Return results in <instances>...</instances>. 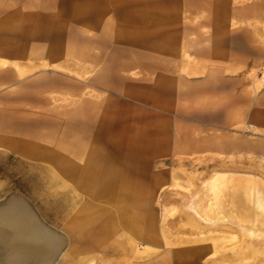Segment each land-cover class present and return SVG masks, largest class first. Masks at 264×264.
I'll list each match as a JSON object with an SVG mask.
<instances>
[{"label":"rangeland","instance_id":"1","mask_svg":"<svg viewBox=\"0 0 264 264\" xmlns=\"http://www.w3.org/2000/svg\"><path fill=\"white\" fill-rule=\"evenodd\" d=\"M29 1L17 0V22L27 16L32 36L44 32L37 50L49 52L48 64L39 66L48 72V91L33 106L28 99H17L16 107L0 99L1 117H14L9 113L16 108L28 115V106L47 109L43 120L48 111L57 116L40 125V137L25 138L23 119L28 118L17 113V137L0 139V264H264V244L252 254L245 243L252 255L237 254L238 229L216 226L211 219L184 225L188 199L181 201L206 173L264 183V158L222 154L217 148L167 153L170 140L151 135L164 109L152 103L154 81L163 77L152 73L154 57L173 52L184 70L198 66L195 55L211 44L233 50L249 45V37L256 39L258 52L264 51V0ZM23 30L17 26V42L26 39ZM186 53L190 56L181 60ZM139 62L145 69L136 70ZM127 63L134 68L127 69ZM247 72L256 83L264 81V67ZM196 74L194 69L186 75ZM106 119L134 124L142 133H111ZM135 134L143 137H131ZM111 182L119 185L113 192L128 193L122 206L129 221L154 247L144 237L128 253L114 236L104 244L74 234L80 228L75 210L98 204L99 191L109 190ZM106 208L109 212L92 219L95 231L109 228L103 221L118 210ZM15 220L43 224L52 235L42 245L30 234L26 241L24 231L13 233Z\"/></svg>","mask_w":264,"mask_h":264},{"label":"crops","instance_id":"2","mask_svg":"<svg viewBox=\"0 0 264 264\" xmlns=\"http://www.w3.org/2000/svg\"><path fill=\"white\" fill-rule=\"evenodd\" d=\"M29 2L33 3V0ZM26 20H28L27 16L20 23L17 22V0H0V99L12 100L6 106L16 107V100L19 98L28 99L31 101L29 105L33 106V101L38 104V101L43 98L42 92L48 91V72L44 67L39 68V66L48 64L49 52L43 49L37 50L39 45L37 40L43 36L44 32L36 30L34 33L37 36H32L33 26ZM19 25L26 27V30L22 31L26 39L17 42L16 34ZM22 32H20L21 36ZM34 38H36V45H34ZM17 44L21 47L19 53L15 51ZM40 48H43L42 43ZM257 49V42L253 37L252 39L249 37V45H242L233 50H229L225 45L211 44L208 51L195 55L194 58L199 62L198 66L187 68L183 65L187 73L197 70L196 76H187V73L183 72L181 61L177 60L176 54L171 56L173 52H169L168 57L162 54L154 57L152 73L163 77L154 81L155 95L152 103L164 109H160L162 114L156 119L157 121H154L158 123V127L154 129L155 125L152 124L151 135L153 138L170 140L167 153L176 149H183V152L188 153L194 150L203 152L217 148L222 154H248L264 158V81L256 83L247 72L257 70L258 66L264 67V51L258 52ZM186 54L184 58L180 55V59L187 60L190 55ZM121 64L123 66V63ZM126 65L127 69L134 68L128 63ZM135 68L136 70L145 69L140 62ZM27 70L28 73L22 76L21 73ZM123 72L121 70L119 74ZM2 113L4 112L0 111V139L16 138L19 123L16 116L4 118L1 117ZM41 121L46 120L35 117L24 119L23 122L30 126L25 127L27 133L25 138L40 137L36 133L40 132ZM106 124L107 128L110 127L111 133L126 131L142 133L141 130H143L135 128L134 124H125L122 120L106 119ZM197 131L199 134H196ZM114 137L123 138L129 135L115 134ZM131 137L142 138L143 136L135 134ZM119 194L124 196L125 201L128 195L121 192ZM98 200L99 203L96 205L91 204L83 209L75 210L76 223L80 228L78 227L74 234L80 238H87L89 242L94 240L104 244L113 242L112 236H114L123 246H126L129 253L127 237L123 236V232L127 229L113 225L115 221L130 222L129 213L124 208L120 212L117 210L115 214L112 213L106 221H103V224L109 228H100L95 231L93 226L95 220L92 221L96 219L94 215L106 214L109 212L106 206L110 205L99 198ZM87 208H91V211L85 212ZM13 224L11 229L15 235L24 231L25 240H28L30 234L33 243L37 245H42L52 235L49 228L36 222L25 221L17 224L15 220ZM134 232L143 238L144 233L137 227L134 228ZM71 252L74 254L75 249Z\"/></svg>","mask_w":264,"mask_h":264},{"label":"bare ground","instance_id":"3","mask_svg":"<svg viewBox=\"0 0 264 264\" xmlns=\"http://www.w3.org/2000/svg\"><path fill=\"white\" fill-rule=\"evenodd\" d=\"M15 51H18L17 47ZM45 110H35L32 109V107L28 106L29 116L26 115L27 111L25 109L18 110L17 108L13 110V112L15 113L13 115L16 116V114L18 113L23 117H35L42 119V117H44L42 116V113H45ZM7 112H9V110H7ZM46 114V119H56L55 115L57 116V112L48 111ZM48 120H46V123L48 122ZM41 122L43 123V121ZM69 125L70 124H68V126ZM104 125L107 126L106 123H104ZM196 183V186L193 187L194 191L190 195H184V198H182L183 200H181L185 202L188 199V201H186L188 203H186L185 206L188 209L187 211L189 212H187V214L183 212L185 214L183 220L184 225L195 227L199 226L201 224V221L211 219L212 221H216L214 222L216 226H219L220 224L224 227L238 229L239 232L237 233L242 237H239L241 238L239 240H242V243L240 244L239 241V245L236 249L237 254L242 255V253H246L247 255H252L254 252L259 251L260 249L257 246L261 247V244H264V183L249 180L245 175L238 176L227 172H225L224 174H221L219 172H213L212 174L206 173L204 175H201ZM109 185H112L110 189L101 190V192L99 191V195L97 197L105 203H109L110 205L118 208L120 212L123 208L121 206L124 202V196L119 194V189L114 190L113 192L114 188L116 189L119 187L118 184H116L115 182H111V184ZM126 194L128 195V193ZM84 211H91V208H87ZM194 214L196 217L194 216ZM198 219H200V221ZM218 221L221 223H219ZM113 225H118L124 229H127L126 232H123V236L127 237L129 250L131 249L133 251V249L138 245L139 239H143L145 237L144 236L143 238H141L142 236L134 232V228L136 226H134L133 222L127 223L124 221H115L113 222ZM237 233L230 232L231 237L233 236V238H236L238 236ZM146 238L148 237H145L144 239ZM146 240H148L147 242L149 243L150 248L154 247L151 246L152 243L150 244V238ZM245 243L251 245V248L249 246L248 247L250 248L249 250H252V254L251 252L249 254L247 253L249 252V250H246L247 247L243 246ZM148 248L149 247L147 246L146 249H144L148 251L150 250ZM143 251H140L138 254Z\"/></svg>","mask_w":264,"mask_h":264}]
</instances>
